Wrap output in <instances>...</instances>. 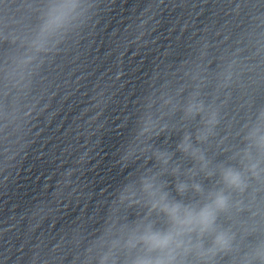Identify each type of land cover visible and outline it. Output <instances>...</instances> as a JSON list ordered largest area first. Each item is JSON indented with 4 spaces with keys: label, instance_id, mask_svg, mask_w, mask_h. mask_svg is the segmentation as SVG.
Here are the masks:
<instances>
[{
    "label": "clouds",
    "instance_id": "clouds-1",
    "mask_svg": "<svg viewBox=\"0 0 264 264\" xmlns=\"http://www.w3.org/2000/svg\"><path fill=\"white\" fill-rule=\"evenodd\" d=\"M226 180L228 181V183L232 185L239 186L240 184V176L238 173L229 171L226 175ZM225 204H226V198L223 195L217 196L216 201H215L216 207L223 208ZM172 211L173 213H175L177 210L173 209ZM212 219H213V213L210 209H205L202 213H200V222L203 225L207 226L211 224ZM153 239H156V238L154 237ZM171 239H172L171 237H164L159 242L167 244L171 241ZM219 241L222 242L223 238L222 237L219 238ZM138 264H142V262H138Z\"/></svg>",
    "mask_w": 264,
    "mask_h": 264
}]
</instances>
